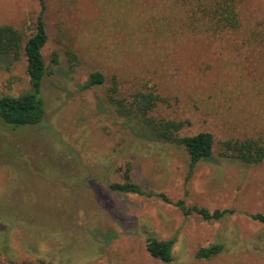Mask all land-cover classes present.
I'll return each mask as SVG.
<instances>
[{
	"label": "rangeland",
	"instance_id": "1",
	"mask_svg": "<svg viewBox=\"0 0 264 264\" xmlns=\"http://www.w3.org/2000/svg\"><path fill=\"white\" fill-rule=\"evenodd\" d=\"M171 0H45L44 117L11 127L0 120V264H264V161L220 159L218 143L264 142V0H242L240 26L218 37L193 34ZM39 0H0V26L33 32ZM74 56L75 59L72 57ZM56 60V61H55ZM100 72L102 85L85 88ZM154 89L155 116L187 122L180 136L210 132L211 159L190 171L184 146L132 135L107 103ZM24 56H0V97L31 92ZM130 167L147 193L210 211L184 215L159 197L112 192ZM147 238L173 240V261L148 254ZM221 244L210 259L200 248Z\"/></svg>",
	"mask_w": 264,
	"mask_h": 264
},
{
	"label": "trees",
	"instance_id": "2",
	"mask_svg": "<svg viewBox=\"0 0 264 264\" xmlns=\"http://www.w3.org/2000/svg\"><path fill=\"white\" fill-rule=\"evenodd\" d=\"M173 8H181L183 28L193 34H204L218 37L227 32L236 31L240 26L238 5L242 0H171ZM41 10L36 19L33 32L25 36L12 26H0V56L8 61H17L22 53L26 62V70L32 91L20 96L4 95L0 97V120L3 124L14 128L40 123L44 117V103L40 97L42 82L46 76V65L42 50L47 42V33L43 20L45 0H39ZM74 59L75 57L72 56ZM56 61V60H55ZM105 77L100 72L89 75L85 88L102 85ZM118 87L113 81L107 90L106 98L114 108V113L125 119V126L132 135L148 142L184 146L189 154L190 171L195 165L211 159L217 144L210 132H199L191 136H180L179 132L187 126V122L155 116L159 104L164 103L154 89L137 91L128 97L117 96ZM217 156L220 159L236 160L246 165L259 164L264 161V142L256 138L227 139L218 143ZM122 182L109 184L112 192L134 193L140 196L159 197L166 203L178 207L186 216L198 215L203 221H219L226 215L235 213L234 209L210 211L205 207L187 206L184 200L172 202L165 195L145 192L132 180L130 167L127 166L122 175ZM254 221L264 224V214L251 215ZM173 240H157L147 238L148 254L164 263L173 261ZM221 244L211 245L197 250V259H210L221 253ZM6 264H26L8 260ZM39 264H53L40 261Z\"/></svg>",
	"mask_w": 264,
	"mask_h": 264
}]
</instances>
